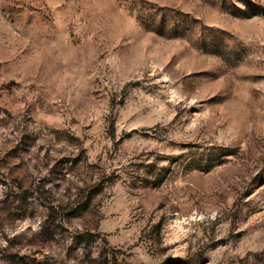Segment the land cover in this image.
I'll return each instance as SVG.
<instances>
[{
	"label": "rangeland",
	"instance_id": "rangeland-1",
	"mask_svg": "<svg viewBox=\"0 0 264 264\" xmlns=\"http://www.w3.org/2000/svg\"><path fill=\"white\" fill-rule=\"evenodd\" d=\"M0 264H264V0H0Z\"/></svg>",
	"mask_w": 264,
	"mask_h": 264
}]
</instances>
